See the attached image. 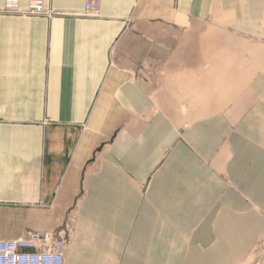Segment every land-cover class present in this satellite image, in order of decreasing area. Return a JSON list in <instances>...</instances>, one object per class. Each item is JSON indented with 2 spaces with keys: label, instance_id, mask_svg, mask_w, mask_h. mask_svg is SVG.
Listing matches in <instances>:
<instances>
[{
  "label": "crops",
  "instance_id": "crops-1",
  "mask_svg": "<svg viewBox=\"0 0 264 264\" xmlns=\"http://www.w3.org/2000/svg\"><path fill=\"white\" fill-rule=\"evenodd\" d=\"M44 1L54 17L0 15V241L62 228L64 264H246L264 0Z\"/></svg>",
  "mask_w": 264,
  "mask_h": 264
},
{
  "label": "built area",
  "instance_id": "built-area-1",
  "mask_svg": "<svg viewBox=\"0 0 264 264\" xmlns=\"http://www.w3.org/2000/svg\"><path fill=\"white\" fill-rule=\"evenodd\" d=\"M101 0H85L84 15L97 17ZM0 15L52 18L54 10L46 8L44 0H28L26 8L20 0H4ZM67 229V228H66ZM70 235L64 229L56 233H28L15 240L0 241V264H64Z\"/></svg>",
  "mask_w": 264,
  "mask_h": 264
},
{
  "label": "rangeland",
  "instance_id": "rangeland-1",
  "mask_svg": "<svg viewBox=\"0 0 264 264\" xmlns=\"http://www.w3.org/2000/svg\"><path fill=\"white\" fill-rule=\"evenodd\" d=\"M70 235L74 236V234L73 235L70 234ZM70 246H73V242L71 243ZM246 262H247L246 264H264V238L257 240L253 244Z\"/></svg>",
  "mask_w": 264,
  "mask_h": 264
}]
</instances>
